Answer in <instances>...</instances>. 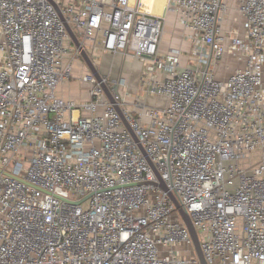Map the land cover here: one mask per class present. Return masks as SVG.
Segmentation results:
<instances>
[{
  "label": "built area",
  "instance_id": "built-area-1",
  "mask_svg": "<svg viewBox=\"0 0 264 264\" xmlns=\"http://www.w3.org/2000/svg\"><path fill=\"white\" fill-rule=\"evenodd\" d=\"M237 3L226 30L230 0H0V264H201L158 176L207 264H264V0ZM57 8L84 50L143 63L133 101L93 74L90 100L57 95L73 77ZM170 14L186 67L160 58ZM228 57L241 66L218 78Z\"/></svg>",
  "mask_w": 264,
  "mask_h": 264
},
{
  "label": "crops",
  "instance_id": "crops-1",
  "mask_svg": "<svg viewBox=\"0 0 264 264\" xmlns=\"http://www.w3.org/2000/svg\"><path fill=\"white\" fill-rule=\"evenodd\" d=\"M232 3V1L230 0ZM225 28V27H224ZM168 29L172 31H168ZM229 30V26L225 28ZM189 33L184 30L180 24L177 22L176 16L170 14L165 23L164 33L160 44V58L162 60H166L168 56L171 55V51L174 49H178L180 51L179 56V63L180 67H186L190 63L192 46L190 41H188L187 36ZM100 38V37H99ZM76 47L75 43L72 42L71 44V52L65 58V63L70 61L73 62L74 68V78L80 77L81 79L87 75L92 74L87 67L86 63L82 59V56L75 57V50ZM86 53L90 57L92 63L94 64L96 70L99 72L101 77L107 78L110 82L117 81L120 78H124L127 81L128 89L127 92L129 93V98L127 99L129 102L133 101L137 95V89L139 87L140 79L144 71L143 63L139 60L125 57L124 55H111L103 51V49L99 46H89L85 49ZM232 60H230V64L221 70H216L218 78H226L228 77L232 71ZM241 66V65H240ZM237 65V67H240ZM76 68V69H75ZM218 68V67H217ZM73 78V77H72ZM80 79V80H81ZM82 82V80H81ZM83 84V93L80 96L78 93L68 92L66 93L65 90L58 91L57 95L60 98L65 100H73L76 102H86L90 100V90L91 86L87 83L82 82ZM62 91V92H61ZM122 92V91H121ZM165 99V98H164ZM150 101V98L147 100ZM166 104V99L163 100ZM158 103V102H157ZM163 106L164 107V104ZM150 107L153 108H162L160 106H156V103H151Z\"/></svg>",
  "mask_w": 264,
  "mask_h": 264
},
{
  "label": "water",
  "instance_id": "water-1",
  "mask_svg": "<svg viewBox=\"0 0 264 264\" xmlns=\"http://www.w3.org/2000/svg\"><path fill=\"white\" fill-rule=\"evenodd\" d=\"M57 11L59 12L60 16H61V19L64 21L65 23V26H66V29L69 33V35L71 36L73 42L75 43L76 47H78L80 53H81V56H82V59L84 60V62L86 63L87 67L89 68L90 72L97 78V80L99 82H102V77L101 75L99 74V72L96 70L94 64L92 63L90 57L88 56V54L86 53V51L83 49V47L81 46L79 40L77 39L76 35L74 34L72 28L70 27V25L65 21L64 17L62 16L60 10L57 8ZM102 87L108 97V99L110 100V102L115 105L117 111L119 112L121 118L123 119V121L126 123L125 119H124V116L122 114V111L120 109V107L116 104L115 100L113 99L109 89H108V86L103 84L102 83ZM126 126L127 128L129 129V131L131 132V134L134 136L135 140L138 141V139L135 137L134 133L131 131L130 127L127 125L126 123ZM140 148L141 150L143 151L144 153V150H143V147L140 145ZM148 161L150 162V160L148 159ZM151 164V162H150ZM152 165V164H151ZM159 180H160V183H159V186L165 191L168 193L169 197L171 198V200L173 201V203L175 204L176 208L178 209L183 221H184V224L186 225L190 235H191V238H192V241H193V245H194V248H195V252H196V255H197V258L199 259L200 263L201 264H207V262L205 261L204 259V256H203V252H202V247H201V240H200V237L198 235V232L192 222V219L190 217V215L188 214V212L181 206V204L179 203L178 199L175 197V195L169 191L167 189V187L165 186L164 182L161 181L160 177L158 176Z\"/></svg>",
  "mask_w": 264,
  "mask_h": 264
},
{
  "label": "rangeland",
  "instance_id": "rangeland-1",
  "mask_svg": "<svg viewBox=\"0 0 264 264\" xmlns=\"http://www.w3.org/2000/svg\"><path fill=\"white\" fill-rule=\"evenodd\" d=\"M231 1H232L231 8H230L228 16L226 17V21L224 23V27L226 28V27L229 26V28H238V27H240V24H241L240 15H239V12H238V3H237V0H231ZM154 3H156L155 0H154ZM168 31H172V30L168 29ZM230 60H232V63H233L232 71L234 72L239 67H237L238 63L235 61L236 59L233 58V57H228V58L223 59L217 69L221 70L222 68L228 66L230 64ZM72 75H73V78H71L69 81H65L64 83H61L59 85V87L57 88V91H56L57 93H58V91L63 89V90L66 91L67 94H68V92H70V94L72 92V93H78L80 96H82L81 94L84 91L83 84H82V82L80 80L81 79L80 77H75L74 78V68H73ZM163 100H165L163 97H159V98L151 97L150 101H148V103H147V106L150 107L151 103L153 104V102H155L156 106L162 107L163 103H164ZM78 103H81V102H78Z\"/></svg>",
  "mask_w": 264,
  "mask_h": 264
},
{
  "label": "bare ground",
  "instance_id": "bare-ground-1",
  "mask_svg": "<svg viewBox=\"0 0 264 264\" xmlns=\"http://www.w3.org/2000/svg\"><path fill=\"white\" fill-rule=\"evenodd\" d=\"M156 3H155V8H154V11L155 12H158L159 11V8L162 6V4H164L165 0H155Z\"/></svg>",
  "mask_w": 264,
  "mask_h": 264
}]
</instances>
